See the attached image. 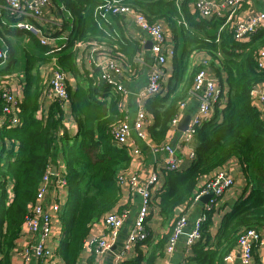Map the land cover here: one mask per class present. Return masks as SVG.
Wrapping results in <instances>:
<instances>
[{
  "label": "trees",
  "instance_id": "16d2710c",
  "mask_svg": "<svg viewBox=\"0 0 264 264\" xmlns=\"http://www.w3.org/2000/svg\"><path fill=\"white\" fill-rule=\"evenodd\" d=\"M58 1L74 20L71 39L57 49L41 45L35 38L33 41L42 51L59 54L57 66L74 79V85H68V93L77 131L71 138L64 134L57 140L64 110L57 102L47 105L42 97L44 84L39 67L48 60L26 53L18 112L20 124L14 128L0 126V264H11V253L20 237L27 208L34 203L55 151L64 163L67 191L58 214L61 234L56 250L64 264H79L92 225L116 210L121 189L119 177L130 165L126 146L118 145L111 134L113 126L124 119L121 94L101 79L99 68L80 69L76 53L63 52L75 43L106 42L111 53L124 58L123 66L135 72L140 44L110 38L97 23V8L101 4L96 0ZM195 1H120L121 5L142 13L149 24H165L175 50L180 48L179 55L172 58V75L166 91L144 103L153 120L147 131L155 147L165 144L179 105L190 96L194 77L201 69L192 62L197 54L204 53L210 58V67L221 88L227 89L224 102L215 106L212 118L196 131L192 141L195 158L191 165L185 171L165 175L157 208L168 232L157 240H151L147 234L144 242L136 244L146 246V254L143 256L139 251L135 260L122 264H156L165 253L175 222L181 217L178 209L193 204L207 176L232 158L241 167L245 181L243 194L222 217L213 238L209 234L211 212L207 213L201 239L191 246L187 264H224L241 233L251 229L264 231V111L253 105L251 98V92L264 85V69H258L255 61L257 51L264 46V30L237 41L229 24L218 31L225 17L201 18L192 13L191 5ZM8 61V68L0 72V82L16 64L11 48ZM1 88L0 84V94ZM6 142L11 143L10 149H6ZM93 262L91 255L86 264Z\"/></svg>",
  "mask_w": 264,
  "mask_h": 264
},
{
  "label": "crops",
  "instance_id": "0c3cea01",
  "mask_svg": "<svg viewBox=\"0 0 264 264\" xmlns=\"http://www.w3.org/2000/svg\"><path fill=\"white\" fill-rule=\"evenodd\" d=\"M27 1V0H23ZM99 4H102L105 0H96ZM124 1V0H118ZM216 5H219L224 0H214ZM241 8L236 12V19L238 21H246L252 16L258 13H264V3L261 0H241ZM215 12L219 14H225L223 10L219 11L217 7ZM32 23L36 25L43 33V36L48 37L47 46L49 48H61L66 46L67 42L71 39L74 30V20L70 13L62 7V4L58 0H51L50 5L42 9V16L37 20H32ZM97 23L99 27L109 34L110 38L114 41L132 40L140 44L141 50L138 56L135 58L136 66L135 72H130L126 69L122 62V59L113 52L111 55L115 58L117 64H119L122 73L120 75H113L114 81L123 88L121 94L122 101L120 103L121 111L127 122L132 125L137 116V112L140 108L144 107L146 98L143 97V90L145 88L147 78L151 73L154 65V59L151 51L148 47V42H151L150 38L141 30H139L134 24V15L127 14L122 16L112 15H100L97 11ZM165 25V24H164ZM166 27V26H165ZM220 29V28H219ZM218 29V31H219ZM261 29L264 30V24ZM169 36L166 38L167 47L174 51V55L178 56L180 48L175 50V45L172 40V36L169 28H166ZM18 32V31H16ZM34 36L30 33L19 31L15 33L12 27V22L9 17L8 11L4 5V0H0V47L10 48L14 54L16 64L13 66L9 74L4 75L1 79V87L10 91L16 98L22 99L23 88V75L25 71V54L28 53L34 57L46 59L48 63L39 67L40 77L42 81L51 78L52 71L58 69L57 57L59 54L48 53L39 49L33 41ZM63 38V39H62ZM37 39V38H35ZM38 41V39H37ZM144 42V43H143ZM148 48V49H146ZM111 49L106 42H89L87 44L75 43L70 49H67L63 54L69 52H75L77 61L79 62L80 69L90 71L96 62H105L106 56ZM173 55V57H174ZM168 57L166 64L164 65V77L163 88L166 91V85L169 78L172 75V58ZM207 60L210 63V58L204 53L197 54L192 62L196 65L201 60ZM96 61V62H95ZM8 62L0 64V72L8 68ZM96 65V64H95ZM68 84L74 85L73 77L64 71ZM208 75L212 79H217L214 70L208 67ZM221 87V86H220ZM222 89V96L226 95V87ZM261 89L264 90V85ZM164 91V92H165ZM115 93V91H114ZM200 95L194 93L184 101V107L182 109L181 119L184 116H188L190 119L196 114L199 104ZM224 98L220 103L224 102ZM47 105L50 103L45 102ZM46 105V107H47ZM46 109V108H45ZM64 121L62 128L57 133V140L62 138L64 134L68 137H73L76 134V124L71 115L70 100L63 106ZM180 119V120H181ZM152 117H149L148 123L143 127V132L147 137L142 140L137 137L135 131L131 130L129 140L125 144L126 149L131 158L130 165L125 172L127 176H137L139 180V188L135 192H130L126 186L120 189V199L117 205V211L127 210V218L120 230V235L114 243V246L109 252L104 253L100 258L94 257L93 264H122L125 261H133L136 259L138 252H142L144 256L148 248L144 245H137L127 247L126 238L131 230V226L139 209L140 192L145 188L147 180L152 174L157 176L158 182L154 185L150 194L152 196V202L150 206V215L146 220L145 230L147 234L151 235V240H157L160 236L168 232V226L163 224L162 217L159 215L157 208L158 194L163 191V185L165 182V156L161 153H155L153 151L154 144L148 135V127L152 124ZM180 122V121H179ZM181 132L176 129H170L166 136L165 143L170 144L177 148V157L179 159V172L185 171L192 163L188 154L193 149L192 142L188 145H184L181 142ZM6 149L11 148V143H5ZM0 148L1 143H0ZM138 150L137 154L134 151ZM51 171L60 176L64 173V163L57 151L54 152L53 160L50 162ZM231 178L234 180V185L226 190L220 197L218 202V210L210 214V226L209 234L213 238L218 229L221 226L222 217L230 211L231 205L243 194L245 189V181L242 175L241 167L238 160L235 158L230 159L224 166L221 167ZM202 182V181H201ZM199 183V186L201 184ZM11 190V185L9 186ZM66 189H56L52 185L47 191L46 202L49 204L54 201L62 207L66 199ZM11 197V191H10ZM203 203H193L188 207H181L177 213L183 216L187 220V226L185 231H190L194 220L200 215L202 211ZM52 230L50 236L46 240V247L51 252V257L48 259H36L32 256V252L29 249L30 256L28 260L25 259L24 251L29 248L33 243V238L27 234H20V237L15 242V247L11 253V264H64L62 259L57 256L56 250L59 243L61 234V226L58 216L52 215L51 220ZM105 228L102 220L94 223L90 229L88 238L100 237L104 235ZM261 238L264 242V231L260 230ZM87 238V239H88ZM127 250V251H126ZM126 251V252H125ZM121 254V260H117V257ZM192 254L191 247L186 246L185 237H181L179 243L175 247L171 254H166L156 261V264H187V258ZM90 254L83 248L80 256L79 264H86L90 258ZM143 264V263H142ZM224 264H239L237 248L229 253L225 259ZM252 264H264V244L261 247H256L253 253Z\"/></svg>",
  "mask_w": 264,
  "mask_h": 264
},
{
  "label": "built area",
  "instance_id": "2783aa9c",
  "mask_svg": "<svg viewBox=\"0 0 264 264\" xmlns=\"http://www.w3.org/2000/svg\"><path fill=\"white\" fill-rule=\"evenodd\" d=\"M264 3V0H261ZM51 0H4V5L8 11L9 17L12 20V27L18 31L30 33L37 38L41 45H47L46 36H43L42 31L32 23V20H37L42 16V9L50 5ZM241 0H224L219 5H216L214 0H196L191 5L192 13L197 14L201 18H210L211 16L225 17L226 20L219 28L222 31L228 24L232 30L234 39L242 41L254 35L264 24V13H258L246 21H238L235 17L238 9L241 8ZM219 11L223 10L225 14L215 12V8ZM100 15L122 16L127 14L134 15V24L143 31L151 40V54L154 59V65L147 78L143 97L152 98L164 93L163 77L164 65L168 57H173L174 51L167 47L166 38L169 33L162 23L149 24L145 16L135 11L133 8L121 5L118 0H105L98 8ZM63 39V38H62ZM144 43V42H143ZM84 45V44H82ZM9 59V51L6 47H0V64H4ZM255 61L258 69H264V46L259 48L256 53ZM96 62V61H95ZM96 64V65H95ZM196 65L201 69L196 73L191 95L199 94V104L196 114L189 120L185 131L181 132V142L188 145L193 141L198 127L209 121L214 113L215 106L222 100V89L217 79H212L208 75V67L210 63L207 60H201ZM58 67V66H57ZM94 67L101 71V79L114 86V89L123 93V88L119 86L113 79V75H120L122 70L115 61V58L108 52L105 62H96ZM44 89L42 97L47 103L57 102L64 106L69 102L68 80L63 70L59 67L52 71L51 78L42 81ZM262 86L255 88L251 92L252 103L262 112L264 111V90ZM1 111H0V126L14 128L19 126L18 118L19 104L22 99L16 98L10 91L1 88ZM184 103H181L178 108V114L171 122V129H176L182 115ZM150 115L145 111L144 107L140 108L137 116L130 125L124 118L120 123L113 126L111 130L112 137L118 145H124L129 140L131 130L135 131L137 137L145 140L147 135L143 132V127L148 123ZM155 153H161L165 156V172H176L179 169V159L177 157V148L168 143L160 147H155ZM138 150L134 151L137 154ZM190 160L195 158L194 150L188 154ZM158 182L157 176L152 174L147 180L145 188L140 192L139 209L135 220L132 223L131 230L126 238L127 247L135 246L142 243L147 238L145 230L146 220L150 215V206L152 196L151 188ZM56 189H66L65 167L64 173L58 176L53 174L50 165L42 177L38 187L34 203L29 205L25 218L21 226V235L27 234L33 238V243L24 251L25 259L28 260L30 253L36 259H48L51 257V252L46 247V240L51 234L52 215L59 214L60 205L54 201L50 204L46 202L47 191L50 186ZM120 188L126 186L130 192L138 190L140 184L137 176H127L123 173L119 177ZM234 185V180L223 169L215 170L211 175L207 176L206 180L201 184L198 193L194 197L193 203H202L201 199L209 196L208 201L202 205L200 215L194 220L190 231H185L187 220L181 216L174 224L173 231L168 239L165 253L171 254L181 237H185L187 247H191L201 239V228L207 219V213L218 210V202L220 197L226 190ZM127 210L112 211L106 214L101 220L105 228V234L100 237L88 238L84 242L85 249L90 255L96 259L100 258L104 253L109 252L114 246L115 241L120 235V230L127 218ZM264 244L261 238V233L258 230H246L239 236L237 241V252L239 264H252L253 253L256 247H261ZM127 251V250H126ZM125 251V252H126ZM121 260V254L117 257Z\"/></svg>",
  "mask_w": 264,
  "mask_h": 264
},
{
  "label": "water",
  "instance_id": "95a60500",
  "mask_svg": "<svg viewBox=\"0 0 264 264\" xmlns=\"http://www.w3.org/2000/svg\"><path fill=\"white\" fill-rule=\"evenodd\" d=\"M148 47H149V49H151V42H148ZM146 49H148V48H146ZM189 120H190V118H189L188 116H184V117L180 120L179 124L177 125V130H178L179 132H183V131H185V129H186L187 125H188ZM54 171H55V170L52 171L53 174H55ZM209 198H210L209 196H206V197H204V198L201 199V202H202L203 204H205V203L208 201Z\"/></svg>",
  "mask_w": 264,
  "mask_h": 264
},
{
  "label": "rangeland",
  "instance_id": "374dc122",
  "mask_svg": "<svg viewBox=\"0 0 264 264\" xmlns=\"http://www.w3.org/2000/svg\"><path fill=\"white\" fill-rule=\"evenodd\" d=\"M181 171H183V170H181Z\"/></svg>",
  "mask_w": 264,
  "mask_h": 264
}]
</instances>
